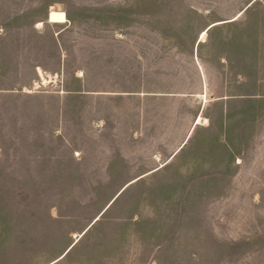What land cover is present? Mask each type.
I'll use <instances>...</instances> for the list:
<instances>
[{
    "label": "rangeland",
    "instance_id": "obj_1",
    "mask_svg": "<svg viewBox=\"0 0 264 264\" xmlns=\"http://www.w3.org/2000/svg\"><path fill=\"white\" fill-rule=\"evenodd\" d=\"M7 222L0 264H264V0H0Z\"/></svg>",
    "mask_w": 264,
    "mask_h": 264
},
{
    "label": "trees",
    "instance_id": "obj_2",
    "mask_svg": "<svg viewBox=\"0 0 264 264\" xmlns=\"http://www.w3.org/2000/svg\"><path fill=\"white\" fill-rule=\"evenodd\" d=\"M231 23H233V22H231ZM230 23V24H231ZM212 28H214V27H212ZM212 28L210 29V28H208L206 31H207V36L208 35H210L211 34V30H212ZM125 190H123L109 205H108V207L105 209V211L98 217V220L96 221V222H98V221H100L106 214H107V212L110 210V208L118 201V199H119V197L123 194V192H124ZM4 219V218H3ZM95 222V223H96ZM94 225V224H93ZM92 225V226H93ZM6 226V229H2L1 230V232H0V236L1 237H3V239L1 240V242H4L6 239H8V238H6V235L8 234V233H10V235L11 234H15L16 235V230L11 226V224H10V222H7V225H5ZM91 226V227H92ZM89 228L88 230H86L85 231V233L87 234L92 228ZM84 233V235H83V237H82V239L84 238V236H86V234ZM81 241V240H80ZM80 241L78 242V243H76V244H74V245H72L71 247H69V249L63 254V255H61V257H60V260L58 261V262H60V261H62V260H64V259H66V258H70L72 255H73V251H74V249L78 246V244L80 243ZM24 243V242H23ZM7 244V243H6ZM5 244V245H6ZM4 245V246H5ZM3 245H1V247H4ZM58 262H56V263H58Z\"/></svg>",
    "mask_w": 264,
    "mask_h": 264
},
{
    "label": "bare ground",
    "instance_id": "obj_3",
    "mask_svg": "<svg viewBox=\"0 0 264 264\" xmlns=\"http://www.w3.org/2000/svg\"><path fill=\"white\" fill-rule=\"evenodd\" d=\"M48 21H49V23L54 24V25H64V24H66L68 22V17H67V14L64 11L52 10V11H50V13L48 15ZM38 27H43V24L42 23H38ZM206 37H207V32H204L203 36H202V39H205ZM39 73H40V76H42L43 73L41 72V70H39ZM43 80H45V79H43ZM203 123H207L208 124V120L205 119V118L200 117L198 122H197V125H201Z\"/></svg>",
    "mask_w": 264,
    "mask_h": 264
}]
</instances>
